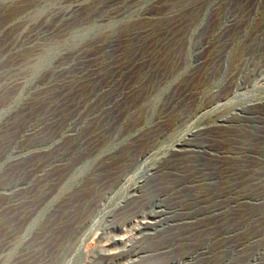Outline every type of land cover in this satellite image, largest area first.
Segmentation results:
<instances>
[{
	"label": "rangeland",
	"instance_id": "1",
	"mask_svg": "<svg viewBox=\"0 0 264 264\" xmlns=\"http://www.w3.org/2000/svg\"><path fill=\"white\" fill-rule=\"evenodd\" d=\"M263 101L264 0H0V264H86L155 199L137 264H264Z\"/></svg>",
	"mask_w": 264,
	"mask_h": 264
},
{
	"label": "bare ground",
	"instance_id": "2",
	"mask_svg": "<svg viewBox=\"0 0 264 264\" xmlns=\"http://www.w3.org/2000/svg\"><path fill=\"white\" fill-rule=\"evenodd\" d=\"M259 103H261V102L251 103L250 105H248L246 107L239 108V110L241 109V111L243 113H245L244 115H242L240 112H235V113L232 112V113H234V116L236 114V117H238V116L239 117H245L247 115V110L250 109L251 107H255ZM257 117L259 118V116H257ZM230 118L231 117L229 115L228 116L226 115V118H223L221 121H226L228 123V122H230L229 121ZM233 119H236V118H233ZM195 134H197L196 131H190V135H195ZM188 138L189 137H187V139ZM179 145H186V146H188V148H186L187 150H193L194 151V147L191 146L193 144L189 139L184 140ZM146 154L145 153H144V155L140 154L138 159L133 161V163H131L132 167H130V168L128 167L129 169L127 168L128 170L125 173L117 176L116 179L104 190V192L101 193L97 203L95 204L94 210L92 211V213L88 217H86L84 220H82V222H80L79 226L77 227V230L75 232H73V234L69 237L66 244H64L62 251L59 254L58 258L62 257L64 259L66 256H68L67 255L68 251H69L68 246L75 244V241H78L82 244L83 236H85L84 235L85 230H87L89 226H92V224H94L96 222L95 221L96 217L99 216L103 211L106 210L110 201L113 199L112 197H113L114 192H116V190L118 189L119 186L123 185L125 182H127L129 180V173L133 172L136 169V166L140 163V161L143 158H146ZM152 169L156 170L157 167L154 166ZM146 174L149 175L150 173L149 172L145 173L143 171L140 173V175H141L140 179L141 180L136 182L131 187L133 192H128V194L126 196L122 197V199H123L122 201L127 202L129 200H132V198L136 197L138 193H141L143 191L144 185H145L143 183L144 182L143 178L144 177L146 178ZM52 201H54V200H52ZM134 201H136V200H134ZM49 203H47L46 205H48ZM115 206H116L115 207L116 209L119 206H121V201H120V203H118ZM43 208L41 210H43ZM116 209L109 213V216H112L113 219L110 220L109 223L105 225L106 235L107 236L110 235V238H108L107 242L104 245L99 246L98 249H96L95 251H93L90 254L86 264H137L139 258L145 253L144 249H141L138 244L141 241H143L144 236L146 234H153L155 231H157L159 229L160 226L161 227L163 226V224L166 222V220L170 216H172L171 215L172 213L170 210L171 208L169 209L168 207H166L165 204L160 199L152 200L151 202H149V204L145 205L141 210L135 212L134 214H132L130 216L125 217L120 223H116L114 221L115 220L114 219V212H116ZM123 212H124V210H123ZM106 213H108V212H106ZM35 218L36 217H34V219L30 220L31 222L28 223L27 227L24 229V231L21 233V235L17 239L18 241L9 250L10 252L13 251L15 246H17V244L19 242L24 240V238L33 229L34 224H35L34 221L36 220ZM117 233H119V234H117ZM94 241H96L95 238H94ZM91 243H92V241H91ZM77 250H81L80 247ZM87 250H88V248H87ZM195 255L196 254L192 253L189 256H185V257L180 258V259H175L168 264H186L188 261L193 260L194 258L193 259H191V258L195 257ZM0 259H1V257H0ZM5 260H7V257L3 258V262ZM253 260H254V262H256V261L259 262V259L256 256H254Z\"/></svg>",
	"mask_w": 264,
	"mask_h": 264
},
{
	"label": "water",
	"instance_id": "3",
	"mask_svg": "<svg viewBox=\"0 0 264 264\" xmlns=\"http://www.w3.org/2000/svg\"><path fill=\"white\" fill-rule=\"evenodd\" d=\"M115 24H117V23H115ZM94 28H95V26H93V27L87 29L86 31L90 32V31H92ZM51 202H52V201H51ZM51 202H50V203H51Z\"/></svg>",
	"mask_w": 264,
	"mask_h": 264
}]
</instances>
